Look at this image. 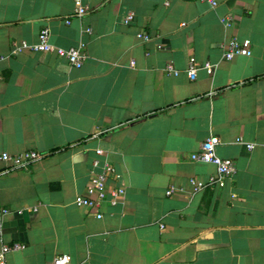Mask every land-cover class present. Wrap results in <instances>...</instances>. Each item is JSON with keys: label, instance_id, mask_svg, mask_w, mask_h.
Returning <instances> with one entry per match:
<instances>
[{"label": "crops", "instance_id": "crops-1", "mask_svg": "<svg viewBox=\"0 0 264 264\" xmlns=\"http://www.w3.org/2000/svg\"><path fill=\"white\" fill-rule=\"evenodd\" d=\"M81 1L75 18L74 0H0V155H45L0 176V249L24 246L6 264H264V0ZM44 28L55 47L84 46L80 68L12 54ZM232 39L249 40L251 55L225 60ZM191 57L212 74L189 80ZM210 136L236 172L194 192L189 180L204 185L215 167L189 154ZM105 162L124 198L78 207Z\"/></svg>", "mask_w": 264, "mask_h": 264}, {"label": "built area", "instance_id": "built-area-1", "mask_svg": "<svg viewBox=\"0 0 264 264\" xmlns=\"http://www.w3.org/2000/svg\"><path fill=\"white\" fill-rule=\"evenodd\" d=\"M209 3L210 7H216L217 2L215 0H198ZM87 13V7L83 5L81 0H74V10L72 17L80 18ZM134 17L132 12L128 13L124 19L125 24H129ZM65 24H69V19H66ZM225 26H229V21H223ZM88 31V30H87ZM49 31L48 29H42L37 36V42L34 44H28L25 41H14L12 43V54H17L23 50H30L39 53H52L60 57H64L70 66L74 68H80L84 61V46L70 47L63 49L55 47L49 42ZM136 37L142 42H149L151 37L145 33H138ZM250 41L247 39L238 40L232 39L227 42L223 52V58L225 60H231L236 56H250ZM133 64V63H131ZM199 68H203L208 75L212 74L213 66L206 62L199 66L196 60L191 57L188 61L186 74L189 80L194 81L196 78V72ZM168 73L177 75L170 65L166 67ZM220 139L217 136H210L205 139L199 146L196 152L189 154V160L192 162L208 163L215 167V173L211 175L207 182L203 185L195 179H190L189 184L192 186L194 192L200 191L205 186L210 188L221 189L225 186L226 182L230 180L235 172L236 167L231 159L220 158L216 154V147L220 144ZM237 142L243 143L241 139ZM248 151H252L255 145L252 143H243ZM45 155L36 151H27L18 155L11 156L7 153L0 155V160L7 164V166L0 171V176L7 175L12 172L19 170H26L32 164L41 160ZM94 165L98 166V162L94 161ZM119 175L115 173V170L111 164L105 162L101 167V171L93 173L90 177L89 183L84 190L83 195H78L74 199L75 205L78 207H85L88 209L99 210L100 207L107 203L110 206H114L119 203L125 196V189L122 186H114L116 184ZM177 190L170 186L166 190V196H172ZM4 212V211H3ZM97 219L102 217V214L98 212L96 215ZM24 246L19 243H13L12 245H3L0 249V264H6L5 255L11 251H19ZM70 257L68 255L56 256L48 264H69Z\"/></svg>", "mask_w": 264, "mask_h": 264}]
</instances>
